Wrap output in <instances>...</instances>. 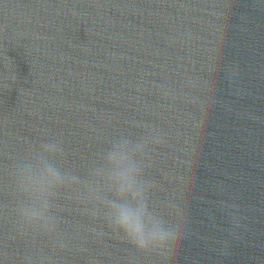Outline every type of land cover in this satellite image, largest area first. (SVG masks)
I'll list each match as a JSON object with an SVG mask.
<instances>
[{
    "label": "water",
    "instance_id": "obj_1",
    "mask_svg": "<svg viewBox=\"0 0 264 264\" xmlns=\"http://www.w3.org/2000/svg\"><path fill=\"white\" fill-rule=\"evenodd\" d=\"M132 120L172 131L161 195L187 205L186 233L143 255L74 240L55 264H264V0H0V166L42 136L81 164ZM63 219L69 237L88 223ZM6 231L0 264L34 250Z\"/></svg>",
    "mask_w": 264,
    "mask_h": 264
},
{
    "label": "clouds",
    "instance_id": "obj_2",
    "mask_svg": "<svg viewBox=\"0 0 264 264\" xmlns=\"http://www.w3.org/2000/svg\"><path fill=\"white\" fill-rule=\"evenodd\" d=\"M236 73L234 66L225 69L229 79ZM171 141L172 131L162 123L132 120L125 130L101 140L99 150L78 165L68 163L65 143L58 136L38 137L24 149L8 152L0 166L5 239L22 241L34 250L15 258L5 251L3 264H55V257L74 240L106 236L143 255L157 237L185 234L187 205L180 200L170 204L161 195ZM67 204L88 221L76 225L71 237L64 230ZM222 207L234 227H240L237 207ZM40 241L48 243L51 256L40 253Z\"/></svg>",
    "mask_w": 264,
    "mask_h": 264
}]
</instances>
